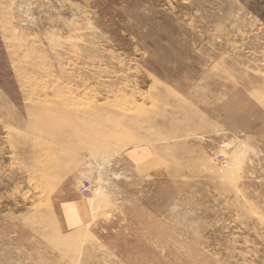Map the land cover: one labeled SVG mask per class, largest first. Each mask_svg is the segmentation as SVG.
I'll list each match as a JSON object with an SVG mask.
<instances>
[{
	"label": "rangeland",
	"instance_id": "obj_1",
	"mask_svg": "<svg viewBox=\"0 0 264 264\" xmlns=\"http://www.w3.org/2000/svg\"><path fill=\"white\" fill-rule=\"evenodd\" d=\"M0 264H264V0H0Z\"/></svg>",
	"mask_w": 264,
	"mask_h": 264
},
{
	"label": "crops",
	"instance_id": "obj_2",
	"mask_svg": "<svg viewBox=\"0 0 264 264\" xmlns=\"http://www.w3.org/2000/svg\"><path fill=\"white\" fill-rule=\"evenodd\" d=\"M65 211L70 217V221L74 224L84 221L86 218L85 208L81 201L75 200L64 204Z\"/></svg>",
	"mask_w": 264,
	"mask_h": 264
},
{
	"label": "built area",
	"instance_id": "obj_3",
	"mask_svg": "<svg viewBox=\"0 0 264 264\" xmlns=\"http://www.w3.org/2000/svg\"><path fill=\"white\" fill-rule=\"evenodd\" d=\"M78 191H80L83 195L84 194H86L87 192H89V190H88V186H86V185H81L80 187H79V190Z\"/></svg>",
	"mask_w": 264,
	"mask_h": 264
}]
</instances>
